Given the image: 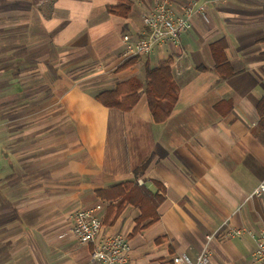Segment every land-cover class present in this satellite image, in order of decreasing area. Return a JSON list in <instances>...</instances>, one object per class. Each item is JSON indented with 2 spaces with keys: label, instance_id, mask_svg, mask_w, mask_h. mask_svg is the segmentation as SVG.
Wrapping results in <instances>:
<instances>
[{
  "label": "crops",
  "instance_id": "0c3cea01",
  "mask_svg": "<svg viewBox=\"0 0 264 264\" xmlns=\"http://www.w3.org/2000/svg\"><path fill=\"white\" fill-rule=\"evenodd\" d=\"M125 1L116 15L119 0H0V264H89L91 248L70 234L79 210L95 212L101 237L128 240V264L195 262L207 235L209 264H253L248 233L264 229V194L250 198L264 178V0H168L177 15L188 5L204 14L178 45L118 70L158 0ZM220 39L233 73L224 80L209 49ZM167 58L178 97L162 124L145 94L129 112L94 100ZM126 181L163 198L158 220L135 233L138 208L117 212L95 195Z\"/></svg>",
  "mask_w": 264,
  "mask_h": 264
},
{
  "label": "trees",
  "instance_id": "16d2710c",
  "mask_svg": "<svg viewBox=\"0 0 264 264\" xmlns=\"http://www.w3.org/2000/svg\"><path fill=\"white\" fill-rule=\"evenodd\" d=\"M119 1L125 4L109 7L108 12L116 15H126L129 11V3L125 0ZM225 48L226 44L222 39L209 45L210 53L216 64L215 71L223 80L233 74L224 57ZM134 59L125 62L118 70L129 67ZM172 64L173 59L167 58L159 62L156 67L145 69V84H142L137 78H131L117 83L111 90L95 94L93 98L102 107L129 112L138 103L141 89H143L147 99L148 112L153 123L162 124L172 112L178 97V91L172 79ZM256 112L260 123H262L264 121V99L256 105ZM147 161L149 162V159ZM147 161L135 171V177H138L146 168ZM154 185L158 190H163L157 182H154ZM95 195L100 201L110 203V207L115 204L117 212L125 205H131L139 209L140 216L135 221L132 233L146 228L158 220L157 208L163 200L158 193H152L145 186H137L132 181L97 190Z\"/></svg>",
  "mask_w": 264,
  "mask_h": 264
},
{
  "label": "built area",
  "instance_id": "2783aa9c",
  "mask_svg": "<svg viewBox=\"0 0 264 264\" xmlns=\"http://www.w3.org/2000/svg\"><path fill=\"white\" fill-rule=\"evenodd\" d=\"M224 2L225 0H218ZM204 14V6L194 8L188 5L182 8V13L177 15L170 7L168 0L155 1L150 11L142 18L145 37L133 45L127 47L123 53L124 59L137 56H148L153 49L160 48L166 44L178 45L182 34L191 28L193 16ZM125 43L128 37H123ZM264 194V178L257 185L251 197H258ZM101 221L93 210H79L71 217L70 234L76 242L82 246L91 248V260L89 264H128V240L124 236H102ZM246 231L236 229L231 231V236L241 237ZM251 235L255 242L253 252V264H264V229L258 234ZM212 236L205 237V247L195 262L185 255L176 257L175 264H209L207 244Z\"/></svg>",
  "mask_w": 264,
  "mask_h": 264
},
{
  "label": "rangeland",
  "instance_id": "374dc122",
  "mask_svg": "<svg viewBox=\"0 0 264 264\" xmlns=\"http://www.w3.org/2000/svg\"><path fill=\"white\" fill-rule=\"evenodd\" d=\"M134 77L138 78L142 82V84H145L143 71H140L138 74L134 75ZM141 94H144L143 89L141 90Z\"/></svg>",
  "mask_w": 264,
  "mask_h": 264
}]
</instances>
